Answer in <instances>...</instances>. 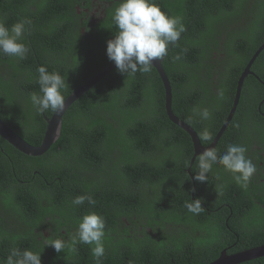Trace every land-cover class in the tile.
I'll return each mask as SVG.
<instances>
[{
  "label": "trees",
  "instance_id": "16d2710c",
  "mask_svg": "<svg viewBox=\"0 0 264 264\" xmlns=\"http://www.w3.org/2000/svg\"><path fill=\"white\" fill-rule=\"evenodd\" d=\"M110 3L91 28L89 19L77 16L74 2L0 0L6 27L30 21L22 40L26 57L0 54V117L31 144L41 143L44 116L54 113L38 112L31 102L32 93L41 94L37 69L61 75L65 99L106 67L120 0ZM155 3L182 18L185 30L163 66L175 114L207 146L264 41V0ZM251 70L255 76L246 77L233 119L213 148L222 155L229 144L246 147L256 167L247 187L219 163L207 181L194 179L199 155L191 164V136L169 119L164 85L153 66L134 76L115 68L101 79L67 110L59 139L41 156L24 154L0 136V264L13 247L40 253L42 264H96L93 245L77 242L70 250L81 218L90 212L105 221L100 264H209L224 249L233 254L263 245L264 155L254 147L264 152V49ZM194 107L208 108L211 118L193 117ZM81 195H91L95 204L73 205ZM198 198L202 210L189 212L185 204ZM54 239L68 247L57 253L45 246ZM239 264H264V257Z\"/></svg>",
  "mask_w": 264,
  "mask_h": 264
},
{
  "label": "clouds",
  "instance_id": "9594fccd",
  "mask_svg": "<svg viewBox=\"0 0 264 264\" xmlns=\"http://www.w3.org/2000/svg\"><path fill=\"white\" fill-rule=\"evenodd\" d=\"M113 21L118 31L114 38L107 42L106 54L121 74L129 76H134L138 71L150 72L153 61L165 57L169 47L179 40L185 30L182 18L163 12L155 0H120L119 6L114 10ZM25 24H30V21L21 20L11 28L0 22V54L20 59L26 57L28 49L22 42ZM37 71L41 94H31L33 106L38 112L48 109L62 111L65 106L62 94L66 87L65 80L59 73H50L44 66L39 67ZM192 113L193 117L201 120L211 118L208 108L194 107ZM204 138L209 139L207 132L204 133ZM246 152V147L235 144H229L222 155H218L215 149H205L199 155V171L196 172L194 179L197 182L207 181V174L212 170V165L219 163L232 174L236 183L247 187L256 167L246 156ZM85 200L89 204H95L91 195L77 196L72 200V204L82 205ZM185 207L189 212L198 214L202 210L201 199H191ZM104 237V218L90 212L81 218L76 234L72 238L70 250L75 251L77 242L93 245L91 248L93 258L96 264H100V259L105 254ZM45 246L53 247L57 253L68 247L61 239L47 241ZM6 264H42L41 254L13 247Z\"/></svg>",
  "mask_w": 264,
  "mask_h": 264
},
{
  "label": "water",
  "instance_id": "95a60500",
  "mask_svg": "<svg viewBox=\"0 0 264 264\" xmlns=\"http://www.w3.org/2000/svg\"><path fill=\"white\" fill-rule=\"evenodd\" d=\"M264 49V41L258 47V49L254 52L251 59L248 61L245 66L243 72L241 73L236 87L235 96L232 102L231 109L229 114L227 115L222 127L212 140L210 144L204 146L202 144L201 138L198 132L187 122L182 120L179 116H177L173 110V93H172V85L168 74L163 66V60L165 57L154 60L153 67L157 70L165 89V108L169 119L184 129L190 136L194 147V155L192 157L191 164L195 161V158L202 154L205 149L215 148L218 140L221 138L229 124L231 123L233 116L236 112L237 106L240 101L241 91L243 88L244 81L246 77L250 74H253L251 67L259 56L261 51ZM116 68L115 63L111 61L106 67L93 75L90 79L82 83L79 87H77L72 93L66 97L65 106L62 111L56 112L52 114L51 117L44 116L46 120V130L44 137L40 144L33 145L24 139L21 135H19L13 128H11L1 117H0V136L4 138L9 144L18 149L19 151L27 154L29 156H41L45 154L52 145L59 139L62 126H63V117L67 110L71 107V105L77 101L84 93H86L90 88H92L95 84H97L101 79H103L106 75L111 73ZM45 114V113H44ZM191 173V168L188 169ZM259 257H264V244L260 246H256L247 250H243L241 252L228 254L227 250L224 249L220 256L209 264H239L241 262L256 259Z\"/></svg>",
  "mask_w": 264,
  "mask_h": 264
},
{
  "label": "flooded vegetation",
  "instance_id": "af4514ba",
  "mask_svg": "<svg viewBox=\"0 0 264 264\" xmlns=\"http://www.w3.org/2000/svg\"><path fill=\"white\" fill-rule=\"evenodd\" d=\"M54 1H59V0H54ZM60 1L61 4L69 1L76 3L75 8L77 11V16L80 17L81 22H83L86 19H89L91 28H94L96 24L105 17L107 8L112 5L110 3V1L112 0H60ZM89 2H90V6L87 4ZM63 5L68 6V3ZM64 9H66V7ZM253 76H255V73L253 74ZM254 151L257 153L262 152L264 155V152L259 150L258 147L257 148L254 147Z\"/></svg>",
  "mask_w": 264,
  "mask_h": 264
}]
</instances>
